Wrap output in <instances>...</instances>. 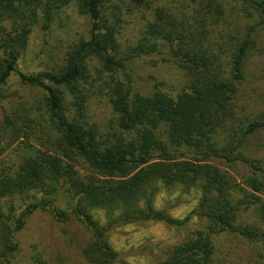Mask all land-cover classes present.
Here are the masks:
<instances>
[{
  "label": "trees",
  "instance_id": "1",
  "mask_svg": "<svg viewBox=\"0 0 264 264\" xmlns=\"http://www.w3.org/2000/svg\"><path fill=\"white\" fill-rule=\"evenodd\" d=\"M191 1V11H174L154 0H0V102L13 76L41 92L35 106H0V264H23L18 237L36 214L64 234L68 224L86 232L84 264H117L109 236L118 228L180 230L191 217L200 229L158 264H264V109L240 122L235 114L256 28H264V0H230L249 8L242 11L251 22L227 36L213 34L228 0ZM71 6L88 19L86 37L51 70L19 72L39 19L47 31ZM123 12L144 23L125 50ZM151 55L186 76L176 95L134 87L127 64ZM102 94L112 114L107 127L90 108ZM176 191L200 195L184 219L155 208L159 194ZM30 252L24 264H50L34 245Z\"/></svg>",
  "mask_w": 264,
  "mask_h": 264
},
{
  "label": "rangeland",
  "instance_id": "2",
  "mask_svg": "<svg viewBox=\"0 0 264 264\" xmlns=\"http://www.w3.org/2000/svg\"><path fill=\"white\" fill-rule=\"evenodd\" d=\"M155 4L169 6L174 11H191L195 3L191 0H154ZM239 2L228 0L225 6L223 20L219 23L218 31L227 36L235 35L234 30L240 29L251 21L245 19L243 11L247 10ZM243 10V11H242ZM123 28L118 42L120 48L127 49L140 39L144 23L141 15L134 12L126 15L123 12ZM34 28L24 55L18 63V71L27 75L49 71L56 65H60L68 47L77 42L78 39L86 37L88 28L87 17L78 13L74 6L66 8L57 14L47 31L42 30V21ZM253 49L250 52L246 63V78L240 87L237 97L235 114L237 121H242L249 114L254 115L264 109V28H256V38ZM155 56L136 58L127 64L126 72L130 75L133 85L137 91L144 95L151 94L152 85H157L160 90L168 95H176L187 83L186 76L169 62L157 61ZM120 79H125L119 74ZM5 100L0 106L8 107V103L35 106L41 97V92L30 87L20 85L17 76H13L6 87L2 90ZM97 92V88H89V94ZM99 99H92L91 110L96 121L107 127L112 118L111 109L105 95ZM1 112V109H0ZM234 125V122H232ZM231 125L228 124V127ZM221 133V132H220ZM220 140L225 134L219 135ZM5 145L0 143V156ZM256 149L253 148L254 152ZM264 152V149H263ZM199 193L194 191L184 194L180 191L173 192L170 196L161 193L155 200V208L167 207L169 214L176 219L186 218L197 206ZM21 204L16 202V206ZM60 204V201H59ZM103 218L102 214H98ZM66 233L62 228L44 214H36L31 217L18 237L22 252L19 261L23 264L28 261L30 246L34 245L38 252L49 260L50 264H84L81 259V249L87 239V234L80 226L68 224ZM200 229L199 221L191 217L186 228L175 230L166 228L162 223H148L142 225H127L114 230L109 236V243L118 252L119 261L117 264H158L165 258L167 250L178 243H181L186 235L194 230ZM225 244V241H221ZM221 252L218 254L220 255ZM236 255L232 254V257Z\"/></svg>",
  "mask_w": 264,
  "mask_h": 264
}]
</instances>
